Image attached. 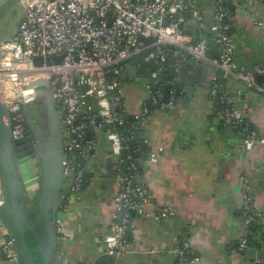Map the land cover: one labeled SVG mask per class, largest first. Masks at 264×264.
Wrapping results in <instances>:
<instances>
[{
  "label": "built area",
  "instance_id": "built-area-1",
  "mask_svg": "<svg viewBox=\"0 0 264 264\" xmlns=\"http://www.w3.org/2000/svg\"><path fill=\"white\" fill-rule=\"evenodd\" d=\"M244 1L237 0V6ZM255 1L264 5V0ZM24 5L17 33L1 45L4 53L0 58V86L11 116L12 140L20 142L25 137V107L40 97V93L29 85L41 79L49 80L64 134V203L78 196L86 185L94 167L96 148L103 136L115 159L113 168L119 186L112 197L114 219L104 236L106 254L121 257L136 253L137 249L129 240L133 214L139 212L164 220L176 211L171 205L152 203L151 195L138 181L142 151L138 149L134 155L132 147L142 142L137 134L150 113L151 103L145 104L139 112H128L120 62L151 49L144 60L156 61L153 77L157 81L163 79L165 70L170 68L165 65L168 44L182 46L185 49L183 55H189L196 64L210 62L218 69V76L212 81L211 97L226 104L218 116L223 123L241 128V145L246 153L255 145V134L249 127L245 111L229 102L224 86L227 80L235 79L264 91V81L258 79L264 75V66L246 68L237 64V39L230 30V23H223L227 14L220 0L207 9L213 15L211 23L206 22L205 11L198 0H24ZM177 13L179 16L175 17ZM167 15L169 22L165 24ZM189 21L197 25L198 39L187 34ZM254 23L264 26L261 19ZM207 31L218 47V55L213 58L208 56ZM148 38L155 40L148 43L145 41ZM61 55L59 62L53 61ZM37 58H42L43 63L36 64ZM48 59L52 60L50 64ZM147 88L153 102L161 104L159 110L167 112L174 108L173 100L163 102L162 85L156 91L152 85ZM241 197L245 223L254 218L261 220V210L253 209L252 183L247 174L241 177ZM2 204L3 185H0V206ZM56 231L60 241L69 238L60 213ZM247 233L245 229L239 241L241 247L247 246ZM190 247V242L185 239L173 249L177 264L200 261L199 256L187 258ZM0 249L10 264H19L16 239L1 216ZM149 251L156 253L157 248ZM252 264H264V259L257 256Z\"/></svg>",
  "mask_w": 264,
  "mask_h": 264
},
{
  "label": "crops",
  "instance_id": "crops-1",
  "mask_svg": "<svg viewBox=\"0 0 264 264\" xmlns=\"http://www.w3.org/2000/svg\"><path fill=\"white\" fill-rule=\"evenodd\" d=\"M198 1L206 22L211 23L213 15L207 11L211 7L205 6L209 0ZM23 14L18 21L17 7L6 14L0 23V42L17 33ZM257 19L264 21V5L255 0H245L229 15L237 39L235 61L246 68L254 67V62L264 66V26L255 24ZM188 26L187 34L195 40L199 37L197 25L189 21ZM208 38V56L213 58L218 47L210 34ZM195 66L190 72L196 76L188 95L185 89L177 94L172 80L166 82L173 86L170 101L174 102V108L167 112L157 108L140 81H123L129 113L151 103L138 132L143 147L140 186L151 195L152 203L171 205L176 213L164 220L134 213L129 240L137 252L116 257L115 264H175L173 249L185 239L190 242V253L200 257L197 264H252L257 256L264 259V244L249 249L254 256L249 251L243 254L237 246L246 229L241 197V177L245 174L251 179L252 195L264 224V91L235 79L227 80L224 86L229 102L245 111L255 134V145L246 153L242 133L220 120L211 97L218 69L210 62ZM120 67L123 72L124 65ZM130 87L132 94L126 90ZM162 93L164 102V89ZM114 160L108 140L100 137L86 185L59 212L69 237L60 241L59 264H94L106 254L104 236L114 219L112 197L119 189ZM20 170L28 196L34 199L41 186L39 161H24ZM0 177L3 185L2 169ZM150 248H157V252H150ZM0 264H10L1 250Z\"/></svg>",
  "mask_w": 264,
  "mask_h": 264
},
{
  "label": "water",
  "instance_id": "water-1",
  "mask_svg": "<svg viewBox=\"0 0 264 264\" xmlns=\"http://www.w3.org/2000/svg\"><path fill=\"white\" fill-rule=\"evenodd\" d=\"M24 0H4L0 3V23L6 14L14 7L25 11ZM212 7V6H210ZM24 15V14H23ZM179 14H175L178 17ZM169 16L165 17V24H168ZM189 23V22H188ZM12 37V36H11ZM0 42V58L4 51L1 48L5 40ZM155 38L145 39L146 42H153ZM151 52V49L135 54L120 62L125 70L121 72L120 78L123 81L133 79L140 81L144 86H153L156 91L161 85L164 89V102H169L173 90L172 84L166 81L172 80L176 85V93L180 94L182 89L188 95L191 88L192 79L196 75H190L192 70H196L195 61L189 55H183L185 49L182 46L168 44L166 47L167 61L170 68L166 71L164 78L157 81L153 77L157 69L154 59L148 61L144 57ZM175 54V55H173ZM63 55L54 57V62H59ZM52 60L48 59L47 63ZM36 64H42L43 59L37 58ZM260 63V62H259ZM136 65V68L134 67ZM258 65L257 62L252 66ZM134 76H136L134 78ZM259 81H264V75L258 77ZM42 84L46 90L40 97L31 104L36 114L31 113L30 107H25L26 123L30 127L28 137L20 142L29 141L32 145L35 133L37 132L38 118L44 116L48 129L46 143H39L37 156L41 167V186L34 199L29 198L21 177L20 165L16 150L17 143L12 140L11 116L7 105L2 99L0 86V166L3 172V204L0 206V216L6 224L9 232L16 239V246L19 254V264H59L57 261L58 248L61 246L58 233L56 231L57 216L59 207L64 203L62 164H63V140L64 134L61 128L60 114L53 98V91L49 81L41 79L29 85L32 88ZM43 97L47 99V108L37 107ZM40 99V100H39ZM157 108L161 107L158 103ZM26 144V145H29ZM23 149V148H22ZM29 151L27 154H32ZM25 156L21 154L20 157ZM31 240L34 245H31ZM115 255L103 254L98 257L94 264H115Z\"/></svg>",
  "mask_w": 264,
  "mask_h": 264
},
{
  "label": "trees",
  "instance_id": "trees-1",
  "mask_svg": "<svg viewBox=\"0 0 264 264\" xmlns=\"http://www.w3.org/2000/svg\"><path fill=\"white\" fill-rule=\"evenodd\" d=\"M219 1V0H209L208 4L205 6H213L215 5V3ZM221 4L223 5L224 7V12L227 14V16L225 17L223 23L224 24H229L230 21H229V18H228V14L231 15V14H234L235 12V9H236V6H237V0H220ZM231 32H233V27L231 26L230 28ZM209 32L207 31L205 33V36H209ZM211 35V34H210ZM212 36V35H211ZM199 38V37H198ZM196 38V39H198ZM168 63L169 61H167L165 63L166 66H168ZM167 69L165 70L162 78H164V75L166 73ZM163 90V89H162ZM40 100V99H39ZM214 101V105H215V108L219 111H223L225 109V106L226 104L222 103L221 100H219V98H216V99H213ZM37 104V107H41V108H47V99L46 97H43ZM35 107V106H34ZM151 109V108H150ZM38 120L40 121H45L44 119V116H41L38 118ZM241 126L243 127V124H241ZM229 127L233 128L235 131H239L240 132V127L237 126V127H234V126H230ZM27 128L29 129L30 127L27 125ZM123 131V129H122ZM138 138H139V134H137ZM243 136V135H242ZM142 145L141 143H136L133 147H132V152L134 155H136L138 153V149H140L141 151L143 150L142 149ZM65 207V203H63L60 207H59V211L62 210L63 208ZM258 208V205L256 203V201L254 200L253 202V209H257ZM242 215H243V212H242ZM244 216V215H243ZM246 230L248 231L247 233V246L246 247H241L240 244H238V249L241 250L240 252H243V254H246L250 248H261L264 244V224H263V221L262 219L259 220L257 218H254L253 221H250L249 223H246ZM31 245H34V242L31 240L30 242ZM251 252V256H254V251H249ZM190 257H192V254L190 253V251H188L187 253V258L189 259ZM177 264V262L175 263Z\"/></svg>",
  "mask_w": 264,
  "mask_h": 264
},
{
  "label": "flooded vegetation",
  "instance_id": "flooded-vegetation-1",
  "mask_svg": "<svg viewBox=\"0 0 264 264\" xmlns=\"http://www.w3.org/2000/svg\"><path fill=\"white\" fill-rule=\"evenodd\" d=\"M37 121H39V120H37ZM29 130H30V128L28 129L26 127V135H25V137L22 140H25L28 137ZM48 132L49 131L47 129L45 121H41L40 120L37 123V132L35 133V137H34V140L32 141V145L29 144V141H26L25 143L15 142V143H17V149H19V148L21 149V150H18V151L16 150V154H17L19 165H21L24 161L26 162L29 159L38 160L37 149H38L39 143H41L42 141H43V144L46 143L45 141H46V139L48 137ZM26 144H29V145H26ZM33 149H34V152L32 154H27L29 151H32ZM24 153H25V156L20 157V155L21 154L24 155ZM0 169H1V166H0Z\"/></svg>",
  "mask_w": 264,
  "mask_h": 264
},
{
  "label": "rangeland",
  "instance_id": "rangeland-1",
  "mask_svg": "<svg viewBox=\"0 0 264 264\" xmlns=\"http://www.w3.org/2000/svg\"><path fill=\"white\" fill-rule=\"evenodd\" d=\"M22 14H23V10L20 9V8H17V21L20 19V16H22ZM45 80H46V79H45ZM47 81H49V80H47ZM49 83H50V81H49ZM32 88H33V90H34L35 92H39V93H41V94L46 90L45 86L42 85V84L36 85V86H34V87H32ZM126 90H127V92H128L129 94H132L133 88L130 87V88H127ZM29 107H30L31 113H32L33 115H35V114H36V111H34V109L32 108L31 105H30ZM0 250H1V249H0Z\"/></svg>",
  "mask_w": 264,
  "mask_h": 264
}]
</instances>
